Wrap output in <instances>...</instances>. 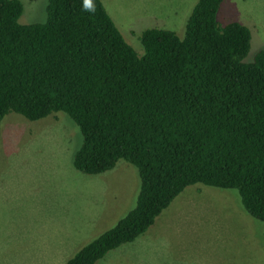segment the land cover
<instances>
[{
    "label": "trees",
    "instance_id": "obj_1",
    "mask_svg": "<svg viewBox=\"0 0 264 264\" xmlns=\"http://www.w3.org/2000/svg\"><path fill=\"white\" fill-rule=\"evenodd\" d=\"M223 0H198L183 38L149 29L143 54L126 43L100 0H48L42 23L23 25L20 0H0V125L66 114L86 175L120 160L137 172L136 204L65 264H95L134 242L187 187L235 190L264 223V50L244 62L251 33L220 26ZM264 247V241H263Z\"/></svg>",
    "mask_w": 264,
    "mask_h": 264
},
{
    "label": "rangeland",
    "instance_id": "obj_2",
    "mask_svg": "<svg viewBox=\"0 0 264 264\" xmlns=\"http://www.w3.org/2000/svg\"><path fill=\"white\" fill-rule=\"evenodd\" d=\"M19 23H42L48 0H20ZM138 56L141 34L163 29L183 38L198 0H100ZM251 33V62L264 50V0H223L216 16ZM81 144L64 113L28 121L9 113L0 125V264H65L136 204L139 180L125 161L99 175L72 166ZM264 223L235 190L187 187L134 242L95 264H264Z\"/></svg>",
    "mask_w": 264,
    "mask_h": 264
},
{
    "label": "clouds",
    "instance_id": "obj_3",
    "mask_svg": "<svg viewBox=\"0 0 264 264\" xmlns=\"http://www.w3.org/2000/svg\"><path fill=\"white\" fill-rule=\"evenodd\" d=\"M83 9L89 13L95 12L94 0H83Z\"/></svg>",
    "mask_w": 264,
    "mask_h": 264
}]
</instances>
